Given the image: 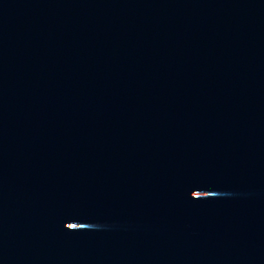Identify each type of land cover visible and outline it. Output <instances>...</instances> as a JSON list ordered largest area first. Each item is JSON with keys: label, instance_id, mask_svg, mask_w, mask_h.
Wrapping results in <instances>:
<instances>
[{"label": "water", "instance_id": "obj_1", "mask_svg": "<svg viewBox=\"0 0 264 264\" xmlns=\"http://www.w3.org/2000/svg\"><path fill=\"white\" fill-rule=\"evenodd\" d=\"M0 264H264V0H0Z\"/></svg>", "mask_w": 264, "mask_h": 264}]
</instances>
